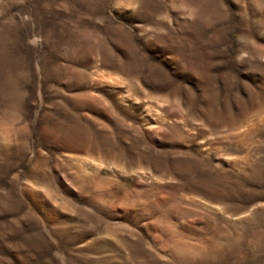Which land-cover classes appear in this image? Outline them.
Masks as SVG:
<instances>
[{"label": "rangeland", "instance_id": "1", "mask_svg": "<svg viewBox=\"0 0 264 264\" xmlns=\"http://www.w3.org/2000/svg\"><path fill=\"white\" fill-rule=\"evenodd\" d=\"M0 264H264V0H0Z\"/></svg>", "mask_w": 264, "mask_h": 264}]
</instances>
